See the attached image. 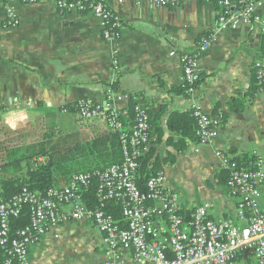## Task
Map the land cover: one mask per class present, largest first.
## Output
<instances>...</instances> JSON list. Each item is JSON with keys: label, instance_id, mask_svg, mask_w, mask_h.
<instances>
[{"label": "crops", "instance_id": "crops-1", "mask_svg": "<svg viewBox=\"0 0 264 264\" xmlns=\"http://www.w3.org/2000/svg\"><path fill=\"white\" fill-rule=\"evenodd\" d=\"M106 1L122 25L109 43L91 14L60 13L49 0L15 5L18 24L10 27L0 0V135H41L36 141L60 135L74 149L110 135L106 119L84 120L59 109L89 100L124 117L129 98L139 96L163 135L156 141L153 132L149 147L167 160L166 189L186 211L209 204L210 219L232 217L235 201L222 183L216 152L264 158V89L257 88L254 73L264 57L258 27L213 31L219 11L207 0L166 7L150 0ZM258 1L264 15V0ZM207 35L211 43L199 59L200 82L186 97L180 56L194 53ZM192 104L221 116L219 133L210 144L188 142L177 153L166 143L172 135L167 121L172 113H188ZM79 159L92 170L103 166L83 151ZM69 183L58 180V187ZM103 260L102 236L88 218L51 228L29 249L30 264Z\"/></svg>", "mask_w": 264, "mask_h": 264}, {"label": "built area", "instance_id": "built-area-1", "mask_svg": "<svg viewBox=\"0 0 264 264\" xmlns=\"http://www.w3.org/2000/svg\"><path fill=\"white\" fill-rule=\"evenodd\" d=\"M43 0H2L6 21L18 24L15 5H33ZM60 13L91 14L98 20L101 35L109 43L117 39L121 21L106 0H49ZM156 7L176 6L192 0H150ZM218 8L213 31L255 25L263 37L264 15L258 12V0H207ZM211 35L202 37L194 53L181 54L184 85L191 94L200 80L199 59L208 49ZM117 65V62H113ZM256 84L264 89V57L254 66ZM134 107L135 125L130 134L122 133L117 113L105 115V108L89 100L77 102L81 119L105 117L108 128L120 133L122 162L102 172L98 178L99 206L88 209L80 201V192L89 185L91 174H78L62 190H49L44 196L23 189L7 202L0 203V250L7 256L0 264H30L29 249L51 228L68 222L91 220L102 236L104 260L98 264H264V158L255 157L249 168L239 167L229 154L216 152L219 168L228 173L227 192L235 201L232 217L212 220L209 204L187 212L178 197L165 187L163 173L150 177L141 192L135 184L138 158L150 145L148 114L141 99ZM198 144L212 143L218 136L221 119L192 104ZM121 206L122 221L104 211L105 201ZM29 206V224L11 233L10 220Z\"/></svg>", "mask_w": 264, "mask_h": 264}, {"label": "trees", "instance_id": "trees-1", "mask_svg": "<svg viewBox=\"0 0 264 264\" xmlns=\"http://www.w3.org/2000/svg\"><path fill=\"white\" fill-rule=\"evenodd\" d=\"M181 91L186 97L190 95L186 85H183ZM131 97L141 99L139 96ZM131 97L129 98L128 106L124 111L125 118L121 116L123 112L117 113L116 117V120L123 125L122 133L127 135L130 134V128L135 125L136 118L134 107L137 104V101H133ZM76 106L77 103H74L59 109V111L78 114ZM110 114L111 111L105 113V115L109 117ZM214 117L221 119V116ZM148 126V135L152 136V133L154 132L157 134L156 141L160 140L163 135H161L159 128L153 123V121H151L149 114ZM167 129L172 135L168 138L166 143L177 153L183 152L188 142L198 141L195 136L196 121L193 118L191 111L188 113H172L167 121ZM119 135L120 133L112 132L110 130V135H104L96 141L94 140L83 146L75 147L70 159H72L71 163L77 162V165L68 170L65 169L67 165L65 163L68 162L63 159L62 154L68 152L69 148L65 147L66 141L61 138L54 141V135H43L41 142L24 146L21 149L6 151L7 153L4 152L3 156L6 158L5 161L3 160L4 163L0 164V203L9 201L12 197L18 195L23 189H27L33 195L44 196L51 189L62 190L65 188L58 187V180L61 181L66 178L71 182L75 175L91 174L89 185L86 189H83L80 192V201L86 205L88 209H96L99 206V199L96 191L100 183L93 173L102 172L112 165L122 162ZM107 144L109 147L108 150L103 149ZM82 151L86 158L89 159V157L92 156L96 161L102 163L103 166H99L95 170L86 168V165H82L78 162L80 161V152ZM231 154L233 160L239 167L247 169L250 167L249 165H253L255 161V157L249 154ZM1 158L0 162H2ZM166 161L167 160H161L156 157L153 149L149 146L146 151H142V155L137 160L138 169L135 176V184L141 192L146 191L145 184L150 177L155 176L158 173H163V166ZM168 161L170 163L174 161V157L171 154L168 156ZM220 175L222 183L226 185L228 182V173L221 171ZM104 203V211L111 215L115 221L121 222V206L113 200L105 201ZM29 213V206L24 205L18 217L10 220L12 234L29 224ZM6 258L7 256H5L3 251L0 250V260H5Z\"/></svg>", "mask_w": 264, "mask_h": 264}, {"label": "rangeland", "instance_id": "rangeland-1", "mask_svg": "<svg viewBox=\"0 0 264 264\" xmlns=\"http://www.w3.org/2000/svg\"><path fill=\"white\" fill-rule=\"evenodd\" d=\"M29 136H31L32 141H36L35 138L41 137V135H0V158L4 157V158H1L2 162H0V163H4V161H5L6 157L3 156L4 152L7 153L6 151L21 149L22 147L25 146V144L27 142L31 141L29 139ZM59 136L60 135H54V141L56 139H58ZM37 142H41V141H36L35 143H37ZM68 150H69L68 152H65L62 154L63 159H65L66 162H68V163H65V164H67L66 168H65L66 170L74 168L76 166V163H77V162L71 163L72 159H70V158L72 156L73 149H71V150L68 149ZM71 165H72V167H71Z\"/></svg>", "mask_w": 264, "mask_h": 264}, {"label": "water", "instance_id": "water-1", "mask_svg": "<svg viewBox=\"0 0 264 264\" xmlns=\"http://www.w3.org/2000/svg\"><path fill=\"white\" fill-rule=\"evenodd\" d=\"M105 110H106V108H105Z\"/></svg>", "mask_w": 264, "mask_h": 264}]
</instances>
